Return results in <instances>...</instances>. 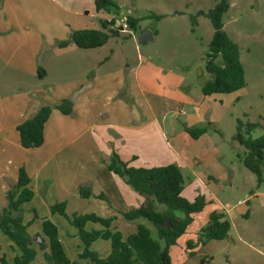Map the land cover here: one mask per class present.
<instances>
[{
	"label": "rangeland",
	"instance_id": "rangeland-1",
	"mask_svg": "<svg viewBox=\"0 0 264 264\" xmlns=\"http://www.w3.org/2000/svg\"><path fill=\"white\" fill-rule=\"evenodd\" d=\"M114 1L122 7V13L127 16L138 18L155 14L164 17L160 21L147 19L141 22V28L159 32V36L148 44H141L137 38L138 34L131 38L126 34L110 38L104 51L112 50L115 53L113 66H120L124 59H128L130 66L137 64L140 49L142 54L151 56L164 69L172 70L175 74L183 73L186 78L184 90L193 101V98L201 97L203 84L212 79L206 72V55L214 30L205 16L197 18V26L193 30L191 17L200 11L207 13L220 0ZM81 2L83 7L90 8V20H93V26L98 30H101V21L116 20L118 25V16L114 11L96 12L94 0ZM41 3L45 5L41 6ZM77 3L78 0H21L20 18L23 20L31 15L37 22L41 19L57 20L62 15L59 7L66 5L67 9L74 10ZM223 25L226 33L240 48L245 71V88L234 94L217 96L216 101L210 100V110L206 117L201 119H196L194 105H175L165 101V104L173 108L167 118L174 124L175 132L164 129L166 138L160 136L156 151L141 153L135 160L128 159L129 167L135 169L177 166L184 180L182 198L193 203L196 198L202 197L207 203L204 211L195 217L188 231L171 250L173 264L264 262V183L259 185L257 176L250 172L240 159L239 155L245 153V148L238 139L240 136L236 130L237 120L240 119L244 123L258 124V128L252 133L254 139L264 135V0H230L229 11L223 16ZM28 34L27 28L15 27V35L9 36L16 38V42L14 46L10 45L9 49L20 53L25 48L24 42ZM34 84L37 82L29 81L27 75L6 66L0 57V100L16 96L26 98L30 85ZM182 108L185 115L181 113L175 116L174 113ZM191 118H195L196 128L190 130L206 131L199 139H193L184 128ZM97 139L99 142H96L90 151L95 154V160L91 155L88 157L84 154L83 158H78L71 153L77 161L71 162L68 169L62 173L58 171L57 176L63 177L67 182L69 192L60 191L57 197L47 198L38 194L36 199L26 204L22 210L24 221L31 223V235L41 232V223L45 218L58 226L63 246L72 261L78 260L82 252L78 232L68 221L73 220L75 215L95 214L104 219L115 218L111 231L120 232L125 238L136 234L140 223L147 222H129L123 217L124 213L136 208L140 195L107 169L101 160L103 157L100 158L104 139ZM46 172L49 173V178L55 177L53 170ZM75 178L83 182L82 186L103 194L105 200L96 196L82 199L77 192L74 193ZM43 184V188L46 187V183ZM13 185L11 183L9 187ZM58 202L67 203L68 219L50 213V206ZM240 202L248 203V218L237 214L244 212L243 208L236 210ZM158 210H162V207ZM215 212L225 214L229 220L231 229L228 238L223 241H209L193 250L194 254L188 257L187 245L197 242L200 228L208 224L210 215ZM101 229L99 225L91 223L86 226L89 232ZM12 247L13 244L0 231V257L5 255L9 262H13L17 251ZM92 248L101 258H106L111 251V244L109 241L99 240ZM35 264H44L41 252Z\"/></svg>",
	"mask_w": 264,
	"mask_h": 264
},
{
	"label": "crops",
	"instance_id": "crops-1",
	"mask_svg": "<svg viewBox=\"0 0 264 264\" xmlns=\"http://www.w3.org/2000/svg\"><path fill=\"white\" fill-rule=\"evenodd\" d=\"M0 3V57L6 66L27 75L29 81L37 82L30 85L26 98L16 96L0 100V211L7 207L6 194L10 184L17 182L19 168L24 167L31 178L35 193L33 200L38 194L46 198L57 197L60 191L69 192L67 182L57 176L58 171L62 173L68 169L75 160L73 155L83 158L87 154L95 160V154L90 151L99 142L97 138L104 139L100 153L104 164L114 152L125 162L135 160L141 153L157 150L160 136L166 138L164 129L175 132L174 124L167 118L173 108L165 101L175 105L192 104L196 119H201L210 110V100L216 101L217 96H221H204L202 93L193 101L184 90L186 78L183 73L175 74L164 69L140 49L137 64L130 66L128 59H124L120 66H113L115 53L104 51L108 43L90 50L79 49L73 43L59 47L60 43L70 42L74 31L97 29L90 20V8L83 7L81 0L74 10L67 9L66 5L59 7L62 11L59 19H41L40 22L31 15L21 20V0H0ZM120 14L127 16L122 13L121 6ZM15 27L29 30L25 48L20 53L9 49L16 42V38L9 36L15 35ZM143 29L146 28L137 32L130 30L126 35L131 38ZM151 32L153 40L159 36V32L156 35ZM39 68L45 71L42 78L38 75ZM65 99L73 101V114L65 116L53 110L46 125L43 146L22 148L17 127L32 118L42 104L56 105ZM183 109L176 111L175 116ZM184 128L186 132L196 128L195 118L189 119ZM50 169L54 178L45 173ZM74 181V193L80 196L79 186L83 182L79 178ZM42 182L46 187L43 188ZM137 201L136 208L145 199L140 196ZM239 208L244 212L237 214L248 218V203L240 202L236 210Z\"/></svg>",
	"mask_w": 264,
	"mask_h": 264
},
{
	"label": "trees",
	"instance_id": "trees-1",
	"mask_svg": "<svg viewBox=\"0 0 264 264\" xmlns=\"http://www.w3.org/2000/svg\"><path fill=\"white\" fill-rule=\"evenodd\" d=\"M97 12L114 11L120 16V6L113 0H95ZM230 0H220L207 13L200 11L191 17L193 30L197 26L199 16L207 17L214 33L206 55V72L212 79L202 87L204 96L213 94L230 95L246 86L245 71L241 62L240 48L224 30L223 16L229 11ZM164 16L150 14L135 18L128 15L130 30L137 32L140 23L147 19L160 21ZM101 30L86 29L74 31L70 42H63V48L73 43L82 50L97 49L105 46L110 38L122 35L120 28H116V20L101 21ZM156 35V33H155ZM45 71L38 69V75L43 77ZM72 100L65 99L56 105L42 104L37 113L17 127L21 147L36 149L45 143V129L53 110H58L65 116L74 112ZM258 128L256 123H244L237 120V133L245 148V153L239 155L244 166L258 178V184L264 183V135L254 139L253 131ZM204 129H187L193 139H199L205 134ZM107 169L130 186L137 194L144 197V203L136 209L123 214L125 220L140 223L136 234L126 238L120 232L111 231L115 218H101L95 214L75 215L68 219L66 215L67 203L58 202L51 207L52 215L67 218L77 230L81 241L82 252L78 260L72 261L61 241L58 226L50 219H43L42 230L34 235L29 233L31 223L23 218V207L32 202L35 193L31 185V178L24 167L19 168L17 182L6 194L7 207L0 212V231L13 244L17 251L13 262H9L5 255L0 257V264H35L39 253H42L44 264H173L171 250L177 246L179 240L188 231L195 220V216L204 211L207 203L198 197L193 203L182 198L184 180L181 170L175 165L160 168L135 169L129 167L117 153H113L110 160L105 162ZM79 194L82 199L94 197L91 188L81 186ZM105 200V196H96ZM162 207V210H158ZM37 218V215H35ZM88 223L99 225L100 231H87ZM149 223L151 226H149ZM231 224L223 213H212L208 224L202 227L197 235V242L189 243L187 256L191 257L196 248L209 241H223L228 238ZM99 240L109 241L111 251L106 258H101L93 251V244Z\"/></svg>",
	"mask_w": 264,
	"mask_h": 264
},
{
	"label": "built area",
	"instance_id": "built-area-1",
	"mask_svg": "<svg viewBox=\"0 0 264 264\" xmlns=\"http://www.w3.org/2000/svg\"><path fill=\"white\" fill-rule=\"evenodd\" d=\"M116 28H120L122 31V34H126L130 31V26L128 22L127 16H118V25L116 21ZM182 114H185L184 111H182Z\"/></svg>",
	"mask_w": 264,
	"mask_h": 264
},
{
	"label": "water",
	"instance_id": "water-1",
	"mask_svg": "<svg viewBox=\"0 0 264 264\" xmlns=\"http://www.w3.org/2000/svg\"><path fill=\"white\" fill-rule=\"evenodd\" d=\"M137 38L141 44L145 45L153 40V34L150 30L143 29L138 33Z\"/></svg>",
	"mask_w": 264,
	"mask_h": 264
}]
</instances>
